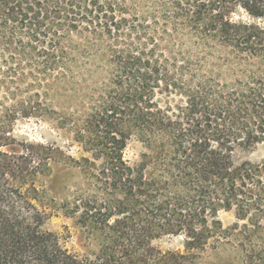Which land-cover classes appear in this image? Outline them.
<instances>
[{
    "label": "trees",
    "instance_id": "1",
    "mask_svg": "<svg viewBox=\"0 0 264 264\" xmlns=\"http://www.w3.org/2000/svg\"><path fill=\"white\" fill-rule=\"evenodd\" d=\"M165 12V24L223 52L229 82L169 51L129 0H0V83L72 91L76 107L56 122L90 154L19 141L0 122V264H198L226 237L217 214L232 209L250 221L238 264H264V162L242 157L264 143V0H174ZM87 51L107 74L88 98ZM13 104L9 117L53 115ZM133 138L145 152L131 165ZM66 164L85 183L61 209L90 254L46 229L52 167ZM167 236H182L184 249L154 244Z\"/></svg>",
    "mask_w": 264,
    "mask_h": 264
},
{
    "label": "rangeland",
    "instance_id": "2",
    "mask_svg": "<svg viewBox=\"0 0 264 264\" xmlns=\"http://www.w3.org/2000/svg\"><path fill=\"white\" fill-rule=\"evenodd\" d=\"M134 2L142 11V16L146 17L147 22L151 26H155L163 43L168 45V50L176 55L180 52L190 53L196 56L192 62V66L197 68L196 62L201 61L202 70L206 73L213 69L221 77V81H230V71H226V65H223V52L214 44L206 43V46L198 44L199 41L192 38L184 28L180 26V22L175 23L174 30L171 24H165V20L171 21L166 15V7L174 0H129ZM153 17H156L157 24H153ZM235 20H248L244 13L234 16ZM172 23V21L170 22ZM87 51V98L94 86H100L107 78L106 71L100 67L102 65L100 59L95 53ZM89 55V56H88ZM193 56V57H194ZM199 64V62H197ZM255 64V63H254ZM253 64V65H254ZM200 65V64H199ZM215 65V68H213ZM252 65V66H253ZM255 66H258L255 64ZM28 71V70H27ZM14 91L17 97L13 98L8 94L7 88ZM45 87H29L26 84H2L0 83V122L11 124V133L19 141H28L33 143H41L44 145L57 148L66 156H70L74 160L81 157H89V153H84L82 147L74 139V134L67 131L56 122L60 117L67 115L73 111L77 103L72 91H63L60 87H53L50 96L46 97ZM35 93H39V98L32 97ZM16 99V100H15ZM14 101H31L34 105H41L49 108L53 115L48 118L41 116H13L10 117L7 111L12 109ZM59 116V117H58ZM145 152L143 145L136 139H131L125 149V159L131 164H135L140 160V155ZM243 158L253 162H264V143L258 145L254 150L242 155ZM60 160V159H58ZM84 178L79 171L70 164L52 167L51 178L48 182L47 194L51 196L55 202L56 211L53 212L46 229L57 233L61 237V242L71 252L78 254L91 253L95 250L86 235L80 232L75 220L64 215L62 207L73 201L77 189L84 186ZM65 209V208H64ZM217 219L221 222L224 230L227 231L225 238H221L217 245L214 241L213 245L207 247L201 254L198 264H238L240 262V246L243 236L241 235L242 226H250L249 220L238 221L235 210H220ZM235 224L238 227L232 228ZM184 239L182 236L163 237L154 244L163 251H182Z\"/></svg>",
    "mask_w": 264,
    "mask_h": 264
}]
</instances>
